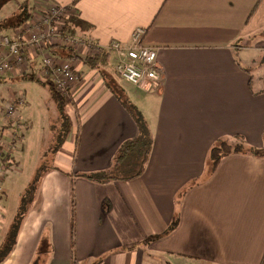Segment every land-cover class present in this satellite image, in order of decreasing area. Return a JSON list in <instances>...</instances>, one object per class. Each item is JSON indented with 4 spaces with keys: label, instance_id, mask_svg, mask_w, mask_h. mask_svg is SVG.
Instances as JSON below:
<instances>
[{
    "label": "crops",
    "instance_id": "0c3cea01",
    "mask_svg": "<svg viewBox=\"0 0 264 264\" xmlns=\"http://www.w3.org/2000/svg\"><path fill=\"white\" fill-rule=\"evenodd\" d=\"M12 1L0 10V21L13 16L16 10L6 13ZM38 2L68 8V17L84 26L71 23L73 30L67 27L43 52L29 44L28 65L0 80L30 75L54 84L44 58L71 63L79 79L62 93L72 127L59 149L70 152H60L59 169L42 177L0 264H264V156L231 153L209 174V149L218 138L264 145V62L255 66L264 53V0H34L31 18L0 34L29 40L33 24L45 29ZM139 26L147 29L145 44L157 48L159 86L131 84L114 70L109 45L129 42ZM67 32L94 41L105 54L86 60L63 41ZM116 81L146 116L154 142L142 175L99 182L82 174L113 166L121 143L138 134L111 89ZM20 93L25 102L18 107L29 123L24 109L30 103ZM20 93L13 90L0 102ZM11 124L0 116L1 133ZM29 131L28 124L19 153L0 157L16 167L0 200V245L34 177L15 178ZM175 216L177 226L164 233ZM131 243L137 245L123 248Z\"/></svg>",
    "mask_w": 264,
    "mask_h": 264
},
{
    "label": "built area",
    "instance_id": "2783aa9c",
    "mask_svg": "<svg viewBox=\"0 0 264 264\" xmlns=\"http://www.w3.org/2000/svg\"><path fill=\"white\" fill-rule=\"evenodd\" d=\"M42 8V22L46 24L45 29L39 26H31L30 39L23 36H11L0 34V78L8 71L17 68L18 65H28L27 54L29 44L37 46L43 52L47 45L61 37L66 26L68 16L66 8L55 4L40 5ZM147 29L137 27L129 42L113 40L109 45V50L116 56L114 70L117 75L126 82L134 85H142L149 82L153 86H159L162 81L161 70L158 66L157 48L145 44ZM73 46L78 52H85L92 57L102 52V48L90 39H84L74 34H65L63 41ZM46 74L53 76L56 89L65 93L71 89V85L78 81L79 75L71 63L55 64L50 56L44 58ZM24 94L13 100L0 102V116L4 123L9 125L6 135L0 132V157L5 153H19L23 145L28 122L22 118L18 103H24ZM13 125V126H12ZM0 158V200L5 193V180L16 170L12 159L3 160Z\"/></svg>",
    "mask_w": 264,
    "mask_h": 264
},
{
    "label": "trees",
    "instance_id": "16d2710c",
    "mask_svg": "<svg viewBox=\"0 0 264 264\" xmlns=\"http://www.w3.org/2000/svg\"><path fill=\"white\" fill-rule=\"evenodd\" d=\"M8 1L11 0L0 1V10ZM31 9H33L32 5L29 4L27 0H24L18 9L19 11L16 10L13 13V16L0 21V33L5 28L18 26L23 22L29 20L32 15ZM70 22L80 27L84 26V22L82 20L75 18V16L71 17ZM100 56H94L92 58L86 57L85 59L94 60ZM44 83L49 85L51 97L53 98V100L57 105L59 124L55 125V127L57 129V127L59 126L60 130L58 131L57 129V131L60 134V140L65 141L72 127L71 117L66 110L67 99L61 92H59L56 89L52 81L49 80ZM111 89L114 91V93L119 97V99L125 104V106L133 115L138 126V134L135 137L129 138L121 143L117 152V156L115 158L114 165L111 169L82 174L83 176L91 180L99 181V182H107L119 178L131 179L142 175L146 169L154 142L152 130L144 113H142V111L132 101H130L129 99L126 100L123 97L122 94L123 90L121 92V87L118 85L117 82H115V84L111 86ZM238 152H248L256 156H264V145L260 147L251 146L248 143H246L243 140V138H241L240 136L233 137V140L225 137L218 138L209 149V158H210L209 174L210 172H213L215 170L219 161L224 156ZM135 161H139L140 163L138 167L133 168L132 165L135 163ZM120 166H121V175L115 174L114 169L119 168ZM49 169H59V168L56 165H52L45 169L43 166L40 165L31 183L29 184L28 188L23 194L21 199V204L19 206V210L14 217L11 228L7 233L5 239L3 240V243L0 245V263L8 256V254L13 249L17 241V237L20 232L23 221L34 201L35 190H37L42 177L45 175L47 171H49ZM73 213H74V204H73ZM178 222H179V217L175 216L173 222L164 233L174 229L177 226ZM73 228H74V221H73ZM136 245L137 243L126 244L125 246H123V248L132 249ZM33 264H38L37 260H35Z\"/></svg>",
    "mask_w": 264,
    "mask_h": 264
},
{
    "label": "rangeland",
    "instance_id": "374dc122",
    "mask_svg": "<svg viewBox=\"0 0 264 264\" xmlns=\"http://www.w3.org/2000/svg\"><path fill=\"white\" fill-rule=\"evenodd\" d=\"M23 1L24 0H13L6 6V13H9L10 10L19 11V6L21 3H23ZM27 2H29L32 7L34 6V8H38L36 7L34 0H27ZM37 4L41 5L39 2ZM66 11L69 15L70 11L68 8H66ZM0 16H4L3 11L0 12ZM71 17L72 16H67L66 26L69 27L70 30H73L72 24L70 22ZM257 59L258 60L255 66L258 64L261 65V63L264 62V53ZM108 77L109 79L113 80L112 77ZM112 82L114 83V81ZM13 90L17 93H20L21 91L26 93V97L29 100L30 106L24 109V114L29 115L31 118L29 120L30 131L26 140L24 141L23 146L24 156L21 157L22 170L16 173L15 178L20 179L22 176H30L32 178L35 176L40 165L46 169L55 163L57 164V161H61V153L67 150V146L64 147L62 152L60 151L61 153L59 152L62 144H64V142H62L64 140H60V134L58 132L60 130L59 126L57 127L58 131L55 127V125L59 124L57 115L58 109L55 101L51 97L49 85L44 84L41 81L34 80L30 75L25 78L20 76L15 79H8L7 81L0 80V96H7ZM67 152H70V150H67ZM65 159L66 156L63 158V160ZM139 163V161H135L132 167H138ZM112 167L113 166L107 169H111ZM79 173L81 172H78L77 175ZM114 173L121 175V166L114 169ZM186 187L187 186H184L180 190L178 196H176V201L181 199L184 192L183 190ZM157 264H166V261L161 259L157 261Z\"/></svg>",
    "mask_w": 264,
    "mask_h": 264
}]
</instances>
